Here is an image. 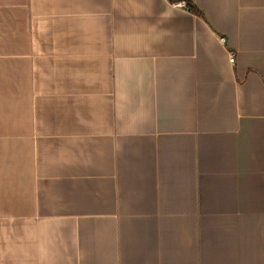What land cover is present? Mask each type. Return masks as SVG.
<instances>
[{
    "label": "crops",
    "instance_id": "obj_1",
    "mask_svg": "<svg viewBox=\"0 0 264 264\" xmlns=\"http://www.w3.org/2000/svg\"><path fill=\"white\" fill-rule=\"evenodd\" d=\"M0 264H264V0H0Z\"/></svg>",
    "mask_w": 264,
    "mask_h": 264
},
{
    "label": "built area",
    "instance_id": "obj_2",
    "mask_svg": "<svg viewBox=\"0 0 264 264\" xmlns=\"http://www.w3.org/2000/svg\"><path fill=\"white\" fill-rule=\"evenodd\" d=\"M177 4L179 6H182V7H185L186 6V2L185 1H179V2H177ZM222 40L224 41V37H222ZM229 61L231 63H234V61H235V53L234 52H230L229 53Z\"/></svg>",
    "mask_w": 264,
    "mask_h": 264
},
{
    "label": "trees",
    "instance_id": "obj_3",
    "mask_svg": "<svg viewBox=\"0 0 264 264\" xmlns=\"http://www.w3.org/2000/svg\"><path fill=\"white\" fill-rule=\"evenodd\" d=\"M186 6H188V4L186 3Z\"/></svg>",
    "mask_w": 264,
    "mask_h": 264
}]
</instances>
